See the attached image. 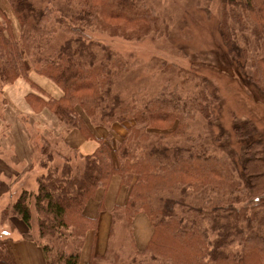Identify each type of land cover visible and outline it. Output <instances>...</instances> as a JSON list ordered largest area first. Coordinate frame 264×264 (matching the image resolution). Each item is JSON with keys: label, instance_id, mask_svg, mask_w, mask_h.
<instances>
[{"label": "trees", "instance_id": "trees-1", "mask_svg": "<svg viewBox=\"0 0 264 264\" xmlns=\"http://www.w3.org/2000/svg\"><path fill=\"white\" fill-rule=\"evenodd\" d=\"M219 1L218 29L229 62L264 95V0ZM5 2L19 33L0 6V115L3 89L17 79L29 82L34 73L62 96L28 95L31 109L49 110L67 130L98 144L83 155L52 134L35 142L43 172L36 190H23L9 215L33 231L45 264H79L85 237L97 228L85 207L98 190L104 196L115 176L126 197L111 211L103 253H95L94 240L88 264H119V228L127 231L130 264H264L263 131L250 121L225 129L217 88L194 72L184 75L191 92L162 86L149 97H123L117 82L126 64L87 34L152 36L160 26L153 10L141 0ZM58 32L65 39L52 46ZM114 124L128 125L116 142ZM90 127L109 133L96 138ZM139 214L152 228L142 250L132 228ZM5 241L0 264H15Z\"/></svg>", "mask_w": 264, "mask_h": 264}, {"label": "rangeland", "instance_id": "rangeland-1", "mask_svg": "<svg viewBox=\"0 0 264 264\" xmlns=\"http://www.w3.org/2000/svg\"><path fill=\"white\" fill-rule=\"evenodd\" d=\"M141 2L150 7L159 18L160 26L156 34L143 39H126L111 36L102 30H92L87 33L93 40L112 49L126 64L127 70L117 82L122 96L145 98L154 94L162 86L184 87L185 90L189 89L188 91L191 92L190 86L192 85L187 83L184 75L185 72H194L207 78L210 85L217 88L222 99V120L225 129L233 127L234 124L250 121L264 133V95L260 94L257 89L249 87L244 76L240 77V74L234 69V65L229 62L230 58L220 39L218 29L221 13L220 1L141 0ZM0 6L10 19L15 35L18 36V23L13 12L5 0H0ZM52 37V46L59 45L65 39V35L61 32ZM28 83L35 88L30 81ZM6 105L7 103L4 110ZM42 110L32 111L37 114ZM47 111L51 114L49 110ZM2 118L3 111L0 115L1 120H3ZM20 118L19 123L29 136V143L33 150L32 158L34 157L33 166L35 169L29 179L25 180V187L30 190V182L33 181V177L39 176L43 172L34 146L41 134H52L63 139L69 148H74L68 143L70 134L77 136H73L75 147L80 144L83 138H86L77 130H67L65 126L58 123L55 117V125L46 127L38 124L30 116ZM113 126L122 127L123 135L125 128L128 127L126 124H114L111 126V130ZM213 126L216 124L214 123ZM112 141L116 142L114 138ZM0 220L3 225L5 217L1 215ZM1 240L5 239L0 238ZM115 242L120 253L119 264H130V257L133 253L129 248L126 229L119 228ZM142 249L144 248L138 250Z\"/></svg>", "mask_w": 264, "mask_h": 264}, {"label": "crops", "instance_id": "crops-1", "mask_svg": "<svg viewBox=\"0 0 264 264\" xmlns=\"http://www.w3.org/2000/svg\"><path fill=\"white\" fill-rule=\"evenodd\" d=\"M29 80L35 88L23 79H17L7 85L2 94L7 105L3 110V120L0 119V217L5 211L7 214L3 225L0 220V238L6 240L7 249L15 264H45L41 249L34 244L33 231L29 232L19 219L10 216L9 209L23 190H36L37 176H34L33 181L30 182V190L25 187V180L29 179L35 168L32 146L29 143L28 134L19 123L20 117L30 116L44 127L54 126L56 123L52 114L47 110H42L37 114L33 113L26 102V97L33 94L44 100H47L48 97L59 99L62 92L50 80L40 75L33 73L29 76ZM90 128L96 138H105L108 134V131L102 128ZM111 131L116 141L120 140L124 133L122 127L113 126ZM73 136L77 137L76 134H70L71 140L68 137V143L81 154L89 155L96 150L97 142L84 138L75 147ZM125 197V192L119 190V178L115 176L111 179L104 196L103 191L98 190L95 197L88 202L84 214L87 217L96 218L97 228L94 236L89 232L85 237L79 264H88L94 240L95 253H103L111 211L115 206L123 205ZM102 199L103 210L99 211L98 205ZM132 228L137 248H145L152 234V228L147 218L143 215L135 217Z\"/></svg>", "mask_w": 264, "mask_h": 264}]
</instances>
